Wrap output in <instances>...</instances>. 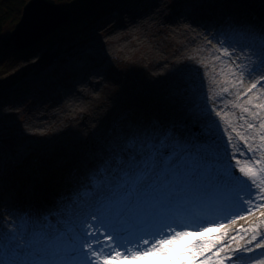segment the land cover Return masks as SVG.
<instances>
[{"label":"snow or ice","instance_id":"1","mask_svg":"<svg viewBox=\"0 0 264 264\" xmlns=\"http://www.w3.org/2000/svg\"><path fill=\"white\" fill-rule=\"evenodd\" d=\"M205 43L185 121L129 123L73 193L3 208L0 264H264V24Z\"/></svg>","mask_w":264,"mask_h":264},{"label":"bare ground","instance_id":"2","mask_svg":"<svg viewBox=\"0 0 264 264\" xmlns=\"http://www.w3.org/2000/svg\"><path fill=\"white\" fill-rule=\"evenodd\" d=\"M136 2V8L132 7V11L118 15L104 26L94 29L88 35L93 40V43L87 44L88 47L82 48V43L90 40L85 37L75 42L69 50L63 68L68 77L70 74L75 75L73 81H76L77 87H69L64 83L67 92H54V95L47 92L45 96L38 97L43 112L34 110L33 117H28L24 126L6 125V130L3 129L5 125L0 126V139L3 142L0 144V166L3 164L4 168L0 175V211L5 208L3 202L11 204L12 209H25L40 208L39 196L50 201L46 196L48 193L43 195L37 192L41 187L37 168L49 171L54 166L53 159L59 155L56 151L58 147L64 152L69 147L76 151L85 146L92 147L94 141L103 138L106 132L115 136L128 125L129 120L133 122L132 116L126 119L118 117L120 106L134 101L130 93L136 86L128 72L120 67L123 61H127L125 54H128L127 59H134L142 51L147 52L146 56L139 58L146 57L149 63L148 70L137 74L141 81L138 93L151 89L166 106L172 105L173 100H176L174 97L179 98L178 108L182 111L176 116L170 114L167 118L169 121H185L190 103L185 91L187 87L182 92L176 90L172 94L164 90L162 84L171 81L169 74L176 73L172 81L174 78H186L189 83H199L203 80L204 70L188 57L211 60L207 55L211 45H206V37L210 38L211 33L227 21L236 25L264 24V0L249 3V9L240 4L244 0ZM178 65L181 70L177 72L175 68ZM213 83L214 77L209 73L204 91H210ZM93 90L101 91L102 95L95 97ZM47 96L49 102L44 99ZM36 102V99L28 101L29 105ZM155 108L158 109L159 105ZM80 111L86 112L85 119L78 118L77 113ZM10 114L14 115L12 111ZM145 114V121L151 118L148 112ZM20 158L28 162L29 168H23L17 175L10 177V168L16 169V162ZM30 158H36L37 166L31 164Z\"/></svg>","mask_w":264,"mask_h":264},{"label":"rangeland","instance_id":"3","mask_svg":"<svg viewBox=\"0 0 264 264\" xmlns=\"http://www.w3.org/2000/svg\"><path fill=\"white\" fill-rule=\"evenodd\" d=\"M108 1L110 7L100 17L91 16L90 18L83 19L76 26L67 28L65 32L63 29L67 27L68 22L56 28L52 33L43 37V41H41V39L38 41L39 47L31 54L21 56L15 61V63L11 64L7 70H3V72L0 73V94L4 95V97L0 99V126H2V124L5 125V128L3 129L6 130V125L20 124L24 126L27 118L33 117L34 110L43 112L39 106L41 99H37L38 97L45 96L47 92H50V95H54V92H67L68 88L64 87V83L66 86L68 84L69 87H77V84H75L76 81H73L75 80V75L72 76L70 74L68 77L63 68L69 57V54H67L69 53V50L73 48L75 42L78 40L81 41L83 38L92 34L94 29L104 26L118 15L132 11L131 8H136L137 4V0ZM253 1L255 0H244V3L240 4L246 9H249L251 8L249 3ZM140 5L141 4H139V6ZM240 9H242V7H240ZM89 39L90 40L86 41V43H82V48H86L88 47L87 44L93 43L92 38ZM69 43L70 46L67 47ZM158 52L159 54H164L162 51ZM146 54V51H142L136 55L134 59H127L128 54L124 55V58L127 61H123V65H120V67H122L123 71L128 72L129 76L133 78L136 86L130 93V96L134 101L123 103V105L120 106L121 109L119 110L118 117H120V119H126L132 116L133 122L129 120L127 124H137L140 122L142 125H147L151 124L153 121H158L160 124L167 126L174 122L179 123L181 121H169L167 118L170 114L176 116L182 111L178 108V106H180L178 105L179 98L174 97L176 100H173L172 105L166 106L151 89H146L145 92L138 93V87L141 81L139 77H137V74L148 70L147 65L149 63L146 57L142 59L139 58L141 56H146ZM45 55H48V60L42 61L40 57ZM175 69L177 72L180 71V65L176 66ZM175 74V72H171L169 74L171 81H166L162 84L163 89L170 93L176 90L182 92L189 84V81L186 78H174L172 81V76ZM86 78H88V75H86ZM166 79L168 78L166 77ZM92 93L95 97L102 95V92L99 90H93ZM30 99H36L37 102L34 105H29L28 101ZM44 99L49 102L50 98L47 96ZM157 105H159L158 109L155 108ZM20 109H24V111H19ZM11 111L14 115L10 114ZM145 112H148L151 116V118H148L146 121L144 120L147 117ZM77 116L82 120L87 117V114L86 112L80 111L77 113ZM112 137L113 136H110V133L106 132L103 138L94 141L92 147L85 146L78 151L69 147L68 151L64 152L58 147L56 151L59 155L53 159L54 166H52L49 171H40V169L37 168V172H40L37 176L41 179V187L37 192L38 194L42 193L43 195L48 193L46 196L50 198V201H46V199L39 196L40 200L38 199V203L40 208L46 205H52L61 195L73 193L84 173L94 163L98 153L103 149L105 143ZM1 142L0 139V144ZM8 148L11 149V147ZM30 160L31 164H36L37 166L36 158H30ZM16 165V169L13 167L10 168V177L12 175H17L23 168H29L28 162L22 158L18 159ZM3 169V164H1L0 175L2 174ZM44 177L45 180H43ZM7 184H10V182ZM1 185L2 182L0 181V186ZM3 196H5V198L7 197V195ZM3 204L7 209L13 208L8 202H3ZM249 219H251V217L239 221L246 225ZM241 255L246 256L249 254ZM236 264H248V262L236 261Z\"/></svg>","mask_w":264,"mask_h":264},{"label":"trees","instance_id":"4","mask_svg":"<svg viewBox=\"0 0 264 264\" xmlns=\"http://www.w3.org/2000/svg\"><path fill=\"white\" fill-rule=\"evenodd\" d=\"M26 1L0 0V73L3 70H7L21 56L31 54L39 47V42L23 50H17L13 45L4 46V39L19 20ZM55 2L61 9L71 13L67 27L63 29L64 32L67 28L76 26L83 19L90 18L91 16L100 17L110 7L108 0H55ZM43 40L41 39V41ZM47 56L40 57V59L47 61ZM3 97L4 95L0 94V99Z\"/></svg>","mask_w":264,"mask_h":264},{"label":"water","instance_id":"5","mask_svg":"<svg viewBox=\"0 0 264 264\" xmlns=\"http://www.w3.org/2000/svg\"><path fill=\"white\" fill-rule=\"evenodd\" d=\"M70 17L71 13L61 9L55 0H27L4 46L13 44L17 50L26 49L66 24Z\"/></svg>","mask_w":264,"mask_h":264}]
</instances>
